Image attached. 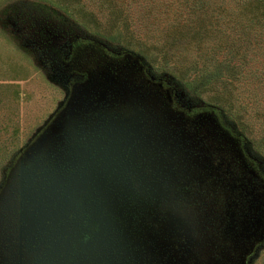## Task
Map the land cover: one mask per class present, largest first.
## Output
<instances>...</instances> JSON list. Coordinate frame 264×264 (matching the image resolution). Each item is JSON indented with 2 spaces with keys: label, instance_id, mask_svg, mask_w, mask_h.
Here are the masks:
<instances>
[{
  "label": "water",
  "instance_id": "water-1",
  "mask_svg": "<svg viewBox=\"0 0 264 264\" xmlns=\"http://www.w3.org/2000/svg\"><path fill=\"white\" fill-rule=\"evenodd\" d=\"M133 71L75 86L12 157L8 264H249L264 243V182L236 201L159 83L146 93Z\"/></svg>",
  "mask_w": 264,
  "mask_h": 264
},
{
  "label": "trees",
  "instance_id": "trees-1",
  "mask_svg": "<svg viewBox=\"0 0 264 264\" xmlns=\"http://www.w3.org/2000/svg\"><path fill=\"white\" fill-rule=\"evenodd\" d=\"M15 1L22 2L0 0V9ZM43 1L94 30L115 29L128 51L145 57L153 50L167 75L197 94L213 91L206 104L252 112L264 145V0Z\"/></svg>",
  "mask_w": 264,
  "mask_h": 264
},
{
  "label": "rangeland",
  "instance_id": "rangeland-1",
  "mask_svg": "<svg viewBox=\"0 0 264 264\" xmlns=\"http://www.w3.org/2000/svg\"><path fill=\"white\" fill-rule=\"evenodd\" d=\"M4 5L8 7L6 10L0 9V183L14 154L47 120L65 96L63 84L39 61L38 52L28 45L26 37L37 29L53 30L63 36L62 42L84 38L115 51L127 50L121 45L120 35L115 29L107 31L99 26L94 30L75 16L43 0L5 2ZM145 53V57H141L147 72L153 78H166L177 94L178 103L187 106L209 105L204 101L214 94L213 91L201 94L193 92L186 86L185 80L180 81L166 74L170 67L153 50L147 49ZM93 56L90 55L88 59L94 61ZM261 91L264 94V88ZM211 106L221 122L230 127L233 134L241 136L246 153L255 159L264 175V145L259 141V122L251 115L252 112L247 115L235 106H228V111ZM249 264H264V243L257 247Z\"/></svg>",
  "mask_w": 264,
  "mask_h": 264
},
{
  "label": "flooded vegetation",
  "instance_id": "flooded-vegetation-1",
  "mask_svg": "<svg viewBox=\"0 0 264 264\" xmlns=\"http://www.w3.org/2000/svg\"><path fill=\"white\" fill-rule=\"evenodd\" d=\"M62 38L61 34L53 30L37 29L26 37V41L36 49L39 61L50 74L63 84L65 95L73 91L75 86L89 81L92 76L102 79L104 73H108L115 77L128 68L134 70L133 84L141 85L146 93L150 91L152 81L147 68L139 73L136 70L137 65L125 58L122 51L108 49L91 39L74 38L62 42ZM93 54L95 60L91 61L92 59L88 58ZM153 82L159 83L160 101L169 105L177 117L185 119V128L195 133V140L207 148L210 164L214 167L212 173L216 170L220 180L229 177L234 179L237 186L234 199L242 204L245 201V194L240 185L245 184L246 180L262 191L260 187L264 182V175L260 172L257 162L246 153L243 140L239 142L232 138V130L221 122L216 111L210 108V105H181L177 102L178 97L173 86L166 78L154 77ZM168 88L169 100L166 96ZM9 180L10 175L6 172L0 183V191ZM1 199H5L4 194L0 196V264H8L10 248L7 235L10 216L5 202Z\"/></svg>",
  "mask_w": 264,
  "mask_h": 264
}]
</instances>
